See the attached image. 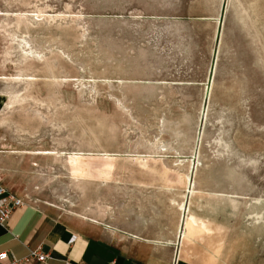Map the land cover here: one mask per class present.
Listing matches in <instances>:
<instances>
[{
    "label": "rangeland",
    "instance_id": "1",
    "mask_svg": "<svg viewBox=\"0 0 264 264\" xmlns=\"http://www.w3.org/2000/svg\"><path fill=\"white\" fill-rule=\"evenodd\" d=\"M134 1L0 0V186L81 211L106 164L170 177L202 264H264V0Z\"/></svg>",
    "mask_w": 264,
    "mask_h": 264
},
{
    "label": "crops",
    "instance_id": "2",
    "mask_svg": "<svg viewBox=\"0 0 264 264\" xmlns=\"http://www.w3.org/2000/svg\"><path fill=\"white\" fill-rule=\"evenodd\" d=\"M151 1L158 8L165 5V0ZM132 16L144 22L167 21L163 14L141 10ZM163 34L158 36L160 40L165 39ZM100 168L101 180L108 182L100 184L98 205L75 211L56 203L35 205L23 201L15 208L0 224V252L7 253L0 264L25 257L30 247H38L47 255L44 264L204 263L199 257L206 253L198 251L204 246L199 240L189 239V212L184 217L180 213L182 202L185 200L187 205L191 196L186 182L180 187L181 182L170 177L109 175V165ZM71 169L76 175H83V171L87 175L90 168ZM195 219L194 227L211 232L209 225Z\"/></svg>",
    "mask_w": 264,
    "mask_h": 264
},
{
    "label": "built area",
    "instance_id": "3",
    "mask_svg": "<svg viewBox=\"0 0 264 264\" xmlns=\"http://www.w3.org/2000/svg\"><path fill=\"white\" fill-rule=\"evenodd\" d=\"M0 196H3L0 200V224H3L9 214L17 207L23 205V200L0 186ZM7 257L6 252H0V260ZM47 259V255L39 251L38 247L28 248L27 255L21 259L10 258L8 264H29L31 262L35 264H44ZM67 264V263H64Z\"/></svg>",
    "mask_w": 264,
    "mask_h": 264
},
{
    "label": "bare ground",
    "instance_id": "4",
    "mask_svg": "<svg viewBox=\"0 0 264 264\" xmlns=\"http://www.w3.org/2000/svg\"><path fill=\"white\" fill-rule=\"evenodd\" d=\"M35 16V15H34ZM38 17H40V16H38ZM43 154V153H42Z\"/></svg>",
    "mask_w": 264,
    "mask_h": 264
}]
</instances>
